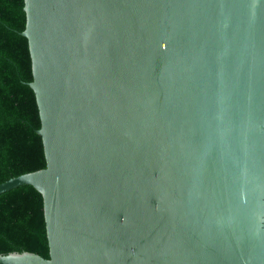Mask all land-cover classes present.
Segmentation results:
<instances>
[{
	"label": "water",
	"instance_id": "95a60500",
	"mask_svg": "<svg viewBox=\"0 0 264 264\" xmlns=\"http://www.w3.org/2000/svg\"><path fill=\"white\" fill-rule=\"evenodd\" d=\"M49 257L264 264V0H23Z\"/></svg>",
	"mask_w": 264,
	"mask_h": 264
},
{
	"label": "trees",
	"instance_id": "16d2710c",
	"mask_svg": "<svg viewBox=\"0 0 264 264\" xmlns=\"http://www.w3.org/2000/svg\"><path fill=\"white\" fill-rule=\"evenodd\" d=\"M23 0H0V182L45 166ZM49 249L42 195L24 183L0 193V253Z\"/></svg>",
	"mask_w": 264,
	"mask_h": 264
}]
</instances>
